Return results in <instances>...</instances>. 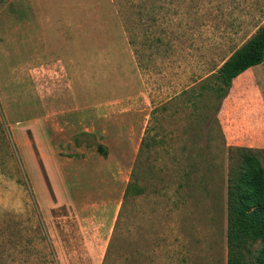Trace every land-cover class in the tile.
<instances>
[{
    "label": "rangeland",
    "instance_id": "obj_1",
    "mask_svg": "<svg viewBox=\"0 0 264 264\" xmlns=\"http://www.w3.org/2000/svg\"><path fill=\"white\" fill-rule=\"evenodd\" d=\"M263 25L264 0H0V264H227L264 63L226 95L217 71Z\"/></svg>",
    "mask_w": 264,
    "mask_h": 264
},
{
    "label": "trees",
    "instance_id": "obj_2",
    "mask_svg": "<svg viewBox=\"0 0 264 264\" xmlns=\"http://www.w3.org/2000/svg\"><path fill=\"white\" fill-rule=\"evenodd\" d=\"M263 63L264 25L218 69L222 94L229 93L240 75ZM147 146L146 137L141 151ZM97 149L102 155H107L105 145L99 144ZM237 152L239 160L230 166L227 181V264H251L249 255H252V246L259 240L264 241V166L255 151L238 148ZM140 167L138 162L131 173L120 218L125 213L128 200L140 197L145 192L141 186ZM256 264H264V247L259 252Z\"/></svg>",
    "mask_w": 264,
    "mask_h": 264
},
{
    "label": "crops",
    "instance_id": "obj_3",
    "mask_svg": "<svg viewBox=\"0 0 264 264\" xmlns=\"http://www.w3.org/2000/svg\"><path fill=\"white\" fill-rule=\"evenodd\" d=\"M261 65H262V64H261ZM259 66H260V65H259ZM256 67H257V66H256ZM253 68H255V67H253ZM251 69H252V68H251ZM249 70H250V69H249ZM249 70H248V71H249ZM246 72H247V71H246ZM244 73H245V72H244ZM244 73H243V74H244ZM243 74H242V75H243ZM240 76H241V75H240ZM240 76H239V77H240ZM239 77H238V78H239ZM238 78H237V79H238ZM235 81H237V80H235ZM235 81H234V83H235ZM258 118H259V117H258ZM254 120H255V119H253L252 121H254ZM262 120H263V121H262V124H261V127H262L261 130H264V118H262Z\"/></svg>",
    "mask_w": 264,
    "mask_h": 264
}]
</instances>
